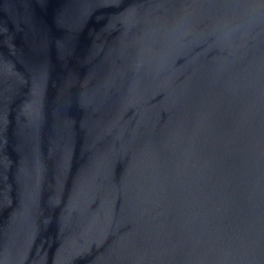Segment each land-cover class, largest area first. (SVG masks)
<instances>
[{"label":"water","instance_id":"water-1","mask_svg":"<svg viewBox=\"0 0 264 264\" xmlns=\"http://www.w3.org/2000/svg\"><path fill=\"white\" fill-rule=\"evenodd\" d=\"M0 264H264V0H0Z\"/></svg>","mask_w":264,"mask_h":264}]
</instances>
